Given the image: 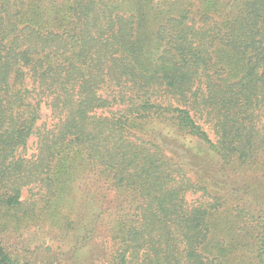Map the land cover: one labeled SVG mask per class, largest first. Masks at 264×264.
<instances>
[{
	"label": "trees",
	"instance_id": "obj_1",
	"mask_svg": "<svg viewBox=\"0 0 264 264\" xmlns=\"http://www.w3.org/2000/svg\"><path fill=\"white\" fill-rule=\"evenodd\" d=\"M0 264H264V0H0Z\"/></svg>",
	"mask_w": 264,
	"mask_h": 264
},
{
	"label": "rangeland",
	"instance_id": "obj_2",
	"mask_svg": "<svg viewBox=\"0 0 264 264\" xmlns=\"http://www.w3.org/2000/svg\"><path fill=\"white\" fill-rule=\"evenodd\" d=\"M48 111L43 109L41 112V120L38 123V126H40L48 116ZM34 143H35V137L33 136L28 144V153L31 154L34 149ZM193 198L192 200H195ZM57 231L54 229H51L47 226H44L41 229H31L27 231H23L18 235V237H10L8 239V242H11L15 247H17L19 252H23V255H26L27 257H33L34 254L37 256H43L45 255L44 251L46 249L50 250H56L59 246V241L57 237ZM107 247H109V244H106ZM21 255V254H20Z\"/></svg>",
	"mask_w": 264,
	"mask_h": 264
}]
</instances>
